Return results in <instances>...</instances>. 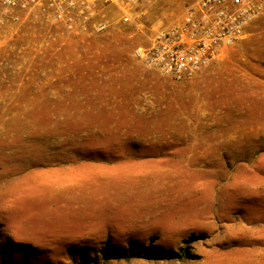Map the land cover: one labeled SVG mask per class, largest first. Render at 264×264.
I'll list each match as a JSON object with an SVG mask.
<instances>
[{
	"label": "rangeland",
	"instance_id": "374dc122",
	"mask_svg": "<svg viewBox=\"0 0 264 264\" xmlns=\"http://www.w3.org/2000/svg\"><path fill=\"white\" fill-rule=\"evenodd\" d=\"M193 1L0 8V264H264V8L194 78L133 54Z\"/></svg>",
	"mask_w": 264,
	"mask_h": 264
},
{
	"label": "built area",
	"instance_id": "2783aa9c",
	"mask_svg": "<svg viewBox=\"0 0 264 264\" xmlns=\"http://www.w3.org/2000/svg\"><path fill=\"white\" fill-rule=\"evenodd\" d=\"M135 0H0L3 10L36 8L72 30L94 22L100 4L118 7L130 21ZM264 8V0H194L174 21L157 30L135 57L178 80L202 73L245 32ZM105 24L100 23L99 27Z\"/></svg>",
	"mask_w": 264,
	"mask_h": 264
},
{
	"label": "crops",
	"instance_id": "0c3cea01",
	"mask_svg": "<svg viewBox=\"0 0 264 264\" xmlns=\"http://www.w3.org/2000/svg\"><path fill=\"white\" fill-rule=\"evenodd\" d=\"M255 167H257L256 164H253V171H254ZM35 183H39L40 184V182H35ZM29 186H27V185H24L23 186V190L21 191L22 192V195H24L26 191H29L30 193H33L34 195L39 196V193L40 192H45L46 191V188L41 189L40 187H38V190L37 191L30 190V189H28ZM60 188L64 189V191L59 190L60 191V194H63L62 197H61V200H63V201H61L62 202V205H66L68 207L70 205V200L72 198H75V197H71L70 194H69V193H71L72 188L71 187H68V186H63V185ZM37 196L35 197V201L33 202L35 204H33V205H36V207H41V206L44 207L45 204H46V201H44V203H41L40 200H39V198H37ZM24 197H26V196L24 195ZM24 197H22V199H20V202L19 203L21 204V206H15V207H18V210L17 211L14 210L11 213H7L6 215H4V213H3L2 215L4 217L3 218L4 221L7 224H13L14 226H16L14 228V230L29 232L28 230L30 228L24 226V224L27 223V221L29 222V220H27L26 217H25V216H27V214H29V212H27L24 215L21 213V211L25 209V206H28L27 205L28 202H27V200L24 199ZM57 198H60V197L57 196ZM39 214H40L39 212H37V211L35 212L34 215H37L38 216V219L37 220H34L35 222H37L38 220H40L39 219ZM18 224H22V227H17ZM34 229H35L34 231H38L39 229H44V228L36 227ZM36 229H38V230H36Z\"/></svg>",
	"mask_w": 264,
	"mask_h": 264
},
{
	"label": "trees",
	"instance_id": "16d2710c",
	"mask_svg": "<svg viewBox=\"0 0 264 264\" xmlns=\"http://www.w3.org/2000/svg\"><path fill=\"white\" fill-rule=\"evenodd\" d=\"M132 249H133V248H132ZM106 252H107V250H105V253H106ZM147 252H148V251H147ZM111 253H114V252H111ZM115 253H116V252H115ZM115 253H114V254H115ZM129 255H130V254H126V253L124 254V256H126V257H128ZM146 255H147V254H146ZM180 255H183V253L180 254Z\"/></svg>",
	"mask_w": 264,
	"mask_h": 264
}]
</instances>
